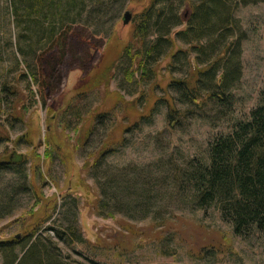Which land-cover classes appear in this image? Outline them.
Returning a JSON list of instances; mask_svg holds the SVG:
<instances>
[{"label":"rangeland","instance_id":"374dc122","mask_svg":"<svg viewBox=\"0 0 264 264\" xmlns=\"http://www.w3.org/2000/svg\"><path fill=\"white\" fill-rule=\"evenodd\" d=\"M149 1L118 0L104 9V20L109 21H103L93 13L95 6L89 0H76L85 6L77 22L66 28L67 34L57 35L63 40L57 37L54 45L37 51L31 69L24 67L23 56L16 50L18 29L10 11L7 14L0 30L4 47L0 53V159L26 162L32 189L11 197L8 210L0 215V241L24 237L37 224H41L38 232L47 226L62 229L72 221L73 208L71 212L68 208L76 203L83 242L68 246L52 231L41 232L55 255L70 264H264L258 232L235 234L216 207L192 209L182 203L168 180L155 185L158 190L151 196V209L162 213L155 219L130 217L118 210L116 215L104 216L96 208L97 184L103 177L86 168L105 137L119 143L124 140L105 166L143 187L148 179L142 174L156 178L163 169L182 166L191 158L205 159L209 142L247 119L264 96V1L234 8L243 37L241 76L231 89V103L219 110L208 102L175 103L168 87L171 79L190 74L198 62L206 64V55L191 47L195 39L184 40L177 33L191 19V0L161 4L162 13H172L177 23L161 32L151 27L140 45L135 36L141 33L137 16ZM2 2L4 11L9 1ZM126 10L131 18L124 24ZM159 36L163 40L160 52L146 57ZM137 51L144 52L145 58L140 59ZM142 67L147 68L146 74ZM3 85L8 92L2 91ZM169 105L181 112L173 128L166 120ZM155 106L150 123L125 131ZM100 113L105 116L96 121ZM159 159L164 160L160 167L156 166ZM22 181L15 173L0 171V207L4 206L3 190ZM139 190L135 187L132 192ZM23 250L22 245L13 249L18 257ZM4 254L0 250V264H6Z\"/></svg>","mask_w":264,"mask_h":264},{"label":"trees","instance_id":"16d2710c","mask_svg":"<svg viewBox=\"0 0 264 264\" xmlns=\"http://www.w3.org/2000/svg\"><path fill=\"white\" fill-rule=\"evenodd\" d=\"M2 1L0 0V30L10 11L14 25L18 29L16 50L23 56V65L28 69H31L32 58L37 51L54 45L57 37L63 40V36L57 35L67 34L66 28L75 24L80 11L85 9V6L76 0H8L9 6H4L2 11ZM80 1L84 3L83 0ZM89 1L91 6H95L93 13L103 21H109L104 20V9L118 0ZM166 1L150 0L137 16L139 18L137 29L141 33L135 36H139L137 42L140 45L144 42L141 37L147 35L151 27L161 32L167 26L177 23L172 13L169 12L168 15L162 13L160 5ZM258 1L264 0L190 1L191 19L185 29L177 33L184 40L195 39L196 43L191 47L206 55V64L198 62L202 66L197 64L190 74L170 80L168 87L173 93L175 103L177 101L179 104L197 106L199 103L208 102L215 110L223 109L231 103V89L241 76L239 59L243 38L238 32L234 8L238 4L246 5ZM158 24L160 25L157 26ZM162 41V36H159L150 46L151 51L145 53V56L159 53ZM1 47L3 45L0 40V53L4 49ZM129 48L130 45L125 46L118 59H122ZM138 53H141L140 59L145 58L144 52L137 51L136 54ZM142 70L144 74L148 71L145 67H142ZM20 75L25 77L29 74L21 72ZM2 91L8 92L6 85H3ZM260 100V103L250 110L247 119L237 121L230 132L216 136L209 142L205 159L195 157L184 161L182 166L162 168V176L156 178L148 172L142 174L141 177L148 179L143 187L137 182H127L122 174L117 176L105 166L110 154L116 151L118 145L124 143V140L119 143L114 138L105 137L86 168L95 176L101 174L103 177V182L97 184L98 211L104 216L116 215L118 210L130 217L138 214L143 218L155 219L156 215L162 213L151 209V196L158 190L155 185L159 186L160 182L166 183L168 180L172 193L177 190L175 196L181 199L182 203L191 205L192 209L216 207L220 218L231 224L235 234L244 236L256 231L261 235L264 247V96ZM155 110L157 106L152 107L149 114L140 116L137 121L127 126L125 131L134 130L141 123H150ZM187 111L192 110L187 108ZM179 114L181 112L178 107L172 108L170 105L167 107L166 120L169 127L173 128L178 124L181 117L177 116ZM102 116L105 114H97L96 121ZM93 129L88 130L84 142ZM160 161L164 160L159 159L158 163L155 162L156 166L160 167ZM26 169V162L20 163L10 157L0 159V171L15 173L21 181L23 180L20 185L18 183L11 188L9 184V190L8 188L3 190L4 206L0 207V215L8 210L9 201L15 193L32 189ZM135 187H140L137 193L132 192ZM71 208L74 217L71 222L63 225L62 229L54 226L42 229L47 233L52 231L59 241L68 246L83 242L81 231L77 228L76 203L68 208L69 212ZM40 226L41 224H37L19 239L0 241V250L5 253L6 264H70L59 259L53 247L42 240V231L38 232ZM19 245H22L24 250L18 257L13 249Z\"/></svg>","mask_w":264,"mask_h":264},{"label":"water","instance_id":"95a60500","mask_svg":"<svg viewBox=\"0 0 264 264\" xmlns=\"http://www.w3.org/2000/svg\"><path fill=\"white\" fill-rule=\"evenodd\" d=\"M130 18H131V13H130V11H127V10H126V11L123 13V18H122L123 23H124V24L128 23V22L130 21Z\"/></svg>","mask_w":264,"mask_h":264}]
</instances>
